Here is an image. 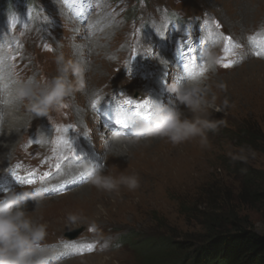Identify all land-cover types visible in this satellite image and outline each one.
<instances>
[{
  "label": "rangeland",
  "instance_id": "rangeland-1",
  "mask_svg": "<svg viewBox=\"0 0 264 264\" xmlns=\"http://www.w3.org/2000/svg\"><path fill=\"white\" fill-rule=\"evenodd\" d=\"M35 1L49 13L57 10L56 0ZM263 5L264 0H144L139 6L141 11L131 19L135 21L132 27L119 21L105 35L91 37L60 15L58 19L62 27L54 25V34L45 36V44L28 39L24 52L26 61L21 64L13 60L14 66L9 72L17 68L14 74L16 76L17 73V79L14 78L10 85L3 78L1 93L5 91L6 82L8 87L26 85L38 91L57 75L55 61L58 55H62L66 61L78 62L92 69L85 73V80L89 89L97 90L95 100L106 99L121 89L128 96L152 100L158 90L157 80L146 83L129 79L124 73V67L132 59L133 33L140 35L139 49L149 51L144 25L150 29V23L166 31L162 38H166L167 50L151 61L159 70V76L165 67L170 69L167 61L179 59L181 53L188 50L189 46L185 45L197 42H206V47L208 44L210 48L214 47L213 51L221 60L227 55L233 63L231 68L220 66L215 72L207 73L204 81L205 98L213 107L222 109L220 112L208 109V116L217 123V129L207 133L205 145L194 140L173 146L166 140L154 139L142 141L140 147L132 148L124 156H108L102 147L105 133L95 128V112L91 106L95 100L89 99L86 91L75 92L47 117H30V122L21 129L8 164L0 170V176L15 161L22 160L37 164L33 167H48L55 182L60 168L56 159L50 161V157L69 151L55 143L56 135L63 136V132L56 130L71 126L66 133L73 136L69 140L71 151L76 149L72 139H79L80 144L100 158V168L105 174L135 175L140 183L135 191L121 188L119 193L108 194L87 182L66 195L45 197L34 218L47 224V244L62 246L65 240H74L71 237L75 236L76 241L99 242L103 246L93 255L71 257L72 260L68 258L58 264H141V253L153 254L160 243L168 241L201 239L208 221L229 215L248 220L258 233L264 235V216L242 199L247 175L264 173V154L242 145L237 137L240 131L256 130L255 125L264 132V46L259 43L264 41ZM179 15L189 18L195 29L185 45L178 38V30L174 26L177 21L173 17ZM217 22L219 28L215 27ZM179 27L183 31L184 26ZM225 37H231L239 47L225 53ZM252 38L257 43H251ZM150 39L153 41L152 32ZM156 43L154 46H159ZM171 51L175 52L174 56ZM3 56L12 61L5 53ZM198 64L205 67L201 60ZM98 70L102 73L98 74ZM164 102L167 107L191 118V113L179 103L175 94L170 93ZM21 108L24 113V107ZM31 135L44 136L47 140L44 147L31 146ZM0 138L5 139L4 135ZM49 143L46 159L40 154L47 153ZM131 162L133 165L130 166ZM44 173L45 170L37 172V175ZM36 182L35 187L38 185ZM259 184L264 186V183ZM27 210L33 212L35 204L27 205ZM69 214L81 219L69 223ZM129 236L131 238L126 239Z\"/></svg>",
  "mask_w": 264,
  "mask_h": 264
},
{
  "label": "clouds",
  "instance_id": "clouds-1",
  "mask_svg": "<svg viewBox=\"0 0 264 264\" xmlns=\"http://www.w3.org/2000/svg\"><path fill=\"white\" fill-rule=\"evenodd\" d=\"M203 55L205 67L202 74L188 77L185 83L174 80L167 87V91L175 94L179 103L189 110L191 118L179 110L152 103L151 118L136 120L131 127V136L121 131H112L105 136L102 147L106 155L124 156L142 141L154 139L166 140L173 146L194 140L201 145L207 143V133L217 129V123L208 116V109L217 112L222 109L213 107L205 98L203 85L207 73L215 72L222 60L213 50H207ZM55 62L57 75L38 91L26 85L8 87L5 83L4 98L0 101V135L20 134L21 129L30 122V117H47L77 91H86L91 100L97 98V90L89 89L85 80V73L91 68L66 61L62 55H58ZM227 103L225 100V107ZM21 107L25 109L23 114H20ZM77 171L88 178L91 186L108 194L119 193L121 188L135 191L140 186L135 175L113 176L105 174L102 169L93 170L88 165H81ZM45 193L46 189L34 188L0 197V264H58L61 248L46 243L48 226L34 218L36 210L43 205ZM28 201L35 204L33 212L27 210ZM79 219L74 214L67 216L69 223Z\"/></svg>",
  "mask_w": 264,
  "mask_h": 264
},
{
  "label": "trees",
  "instance_id": "trees-1",
  "mask_svg": "<svg viewBox=\"0 0 264 264\" xmlns=\"http://www.w3.org/2000/svg\"><path fill=\"white\" fill-rule=\"evenodd\" d=\"M255 129L240 131L237 137L242 145L264 154V132L256 125ZM257 182L264 183V173L247 175L242 199L264 216V186ZM141 257V264H264V235L236 215L215 217L206 223L201 239L160 243L153 254L143 252Z\"/></svg>",
  "mask_w": 264,
  "mask_h": 264
},
{
  "label": "snow or ice",
  "instance_id": "snow-or-ice-1",
  "mask_svg": "<svg viewBox=\"0 0 264 264\" xmlns=\"http://www.w3.org/2000/svg\"><path fill=\"white\" fill-rule=\"evenodd\" d=\"M215 27L219 28L220 24L217 22L215 24ZM211 35H212V33L209 30V36H211ZM224 39L226 40V43H227V46L224 48L225 53H229L233 49L239 47V45L233 43L231 37H225ZM250 42L253 44L257 43V41H255L254 38L250 39ZM259 43L261 44V46H264V41H260ZM181 54L184 55L183 52ZM257 55H259V53H257ZM187 58H188L189 62H188V64H185L184 71L186 73H188V76L193 77L196 74H202L203 73V67H201L198 64L197 56L188 55ZM200 58L202 59V54H201ZM225 61H227V62H225ZM220 66L225 68V69L233 67V63L230 61L229 56L226 55L225 57L222 58V63ZM197 68L199 69V71H195ZM181 79H184V77H178V81ZM125 104H127L129 107L134 106V108L136 109V112H135L136 116H140L142 119H145V120H148L151 118V115H152V101L151 100L145 99L140 103H134L133 100L129 99V100L125 101ZM100 105H101V102L99 100H95L92 102L91 106L96 112H98ZM134 122H135V120L133 119V117L123 113V111H118L116 116H115L116 125L122 129L131 128L132 125L134 124ZM56 131L67 133L68 129L67 128L57 129ZM35 143H40V142L36 141ZM55 143L58 146L63 145L65 147H67L69 151H71V149H72V145H71L70 141L68 139L64 138L63 136L58 137L57 140L55 141ZM73 158H75L77 160L79 159V157L76 155V153H73ZM16 181L21 185L34 183L33 179H21L19 177H16ZM65 247L67 248L69 246L65 245ZM86 251L92 252L93 246L87 245ZM80 254H84V253L80 252Z\"/></svg>",
  "mask_w": 264,
  "mask_h": 264
},
{
  "label": "bare ground",
  "instance_id": "bare-ground-1",
  "mask_svg": "<svg viewBox=\"0 0 264 264\" xmlns=\"http://www.w3.org/2000/svg\"><path fill=\"white\" fill-rule=\"evenodd\" d=\"M263 7H264V5H263ZM98 74H101L102 73V70L100 71V70H98V72H97ZM103 77V76H102ZM6 82V81H5ZM9 82V81H8ZM2 83V82H1ZM7 83V82H6ZM3 84V83H2ZM9 87H14V86H9ZM5 89V88H4ZM3 94L4 93H1V91H0V101H2L3 100ZM154 94V93H153ZM154 97V96H153ZM23 108H21L20 109V114H22L23 112ZM30 119V118H29ZM38 120V119H37ZM36 123V122H35ZM26 125H27V123H26ZM25 125V126H26ZM36 127V126H35ZM38 127V126H37ZM36 127V128H37ZM22 131V130H21ZM21 133V132H20ZM19 135L20 134H16V133H12L11 135H4V137H5V139H1L0 138V170L2 171V169L8 164V159H10V157H9V155H10V153H12L13 151H12V149H13V147L16 145V143L18 142V138H19ZM103 136H107V134L105 133V135H103ZM179 146V145H178ZM137 147H140L139 145L137 146ZM16 150V149H15ZM28 151H30V150H28ZM50 151V150H49ZM19 153V152H18ZM28 153V152H27ZM26 154V153H25ZM32 154V153H31ZM33 154H34V152H33ZM53 154V153H52ZM13 155H14V153H13ZM41 155V154H40ZM50 156H51V154H50ZM38 158V157H37ZM43 158V157H42ZM22 159V158H21ZM34 159V158H33ZM130 166L131 165H133V162H131V164H129ZM140 175H141V172H140ZM38 182V181H37ZM36 182V183H37ZM39 183V182H38ZM32 203H34V202H32V201H30V202H28V205L29 204H31L32 205ZM46 211V210H45ZM47 212V211H46ZM50 214V213H49ZM49 216V215H48ZM104 217V216H103ZM49 219V218H48ZM40 221V220H39ZM72 238V237H71ZM73 239V238H72ZM66 242H68L69 240H65ZM59 246V245H58ZM60 248H61V250H62V252H61V255L62 254H65V252H66V249H65V247H64V244H62V246H59ZM94 259H95V257H93ZM92 259V258H91ZM72 260V259H71ZM58 263H60V262H58ZM62 264V263H61Z\"/></svg>",
  "mask_w": 264,
  "mask_h": 264
}]
</instances>
